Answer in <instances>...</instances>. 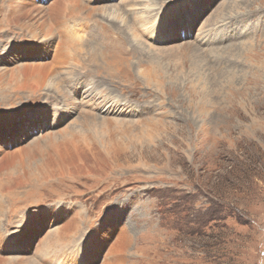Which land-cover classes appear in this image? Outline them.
Masks as SVG:
<instances>
[{
    "label": "rangeland",
    "instance_id": "rangeland-1",
    "mask_svg": "<svg viewBox=\"0 0 264 264\" xmlns=\"http://www.w3.org/2000/svg\"><path fill=\"white\" fill-rule=\"evenodd\" d=\"M0 181V264H264V0H0Z\"/></svg>",
    "mask_w": 264,
    "mask_h": 264
},
{
    "label": "bare ground",
    "instance_id": "bare-ground-1",
    "mask_svg": "<svg viewBox=\"0 0 264 264\" xmlns=\"http://www.w3.org/2000/svg\"><path fill=\"white\" fill-rule=\"evenodd\" d=\"M21 23V22H20ZM26 23V22H25ZM28 25V24H27ZM24 26V24L22 25ZM26 26V25H25ZM28 30L29 33H34L32 38L34 39L33 41H36L38 39V35L42 38H45V40L51 41V46L53 49V64L59 65L62 63L61 58H60V53H61V45L57 41L59 35L56 32H53L52 28L50 25H46L45 21H42L40 23V32L36 34L37 28L39 29L38 26H32L28 25ZM57 35V36H55ZM55 40L57 42H55ZM32 41L33 44H36ZM19 71L22 74L23 78H19L18 83H23L25 82L24 80H30L31 83H35L36 87L42 86L45 83H48L49 77L53 74V69L52 65H40V66H30V67H23L20 68ZM65 73H68V70H64ZM63 73V72H61ZM64 74V73H63ZM57 76H59V73H56ZM19 77V76H18ZM23 81V82H22ZM61 81V80H60ZM57 83L59 84V80L57 79L56 85L53 87V91L59 90V87L57 86ZM23 86V84H21ZM86 119V118H85ZM48 134H44L40 136L39 138L34 139L33 141V146L32 149H27L23 153L16 154L11 158L10 166L14 165V163L17 164H23L25 161H29L34 159L36 156H40V161L37 163L36 167L39 170L38 174L42 175V177H56L55 175H60L61 177H67L72 178L73 177V172H74V163L72 161L73 158H77V150L79 148V142L80 139L77 137H73L72 139H64V143L59 144V145H54V144H49L48 145V150L46 152H42V150L39 148V143L41 141H45L47 138L51 139L48 137ZM38 137V136H36ZM46 137V138H45ZM90 150L88 144H82L81 150ZM36 154V155H35ZM45 158H44V157ZM24 168V167H23ZM21 168L23 171L24 169ZM88 175L89 174V170ZM13 172L16 173V177L12 178L11 181H7L9 184V187H13L14 184H20L21 183V177L22 174L20 172V169H16ZM19 173V174H18ZM12 174V173H10ZM1 182V181H0ZM6 182V181H5ZM5 184V183H4ZM30 190V189H29ZM25 191V190H24ZM28 193L25 192L23 193V196H25ZM15 195V193H14ZM14 198V197H13ZM15 199H18V196L15 197ZM53 206V210L50 213L52 217L55 216V213L59 209V202H56ZM1 208H4L3 204H0ZM1 218H0V224H1ZM1 239V238H0ZM106 264H110V262H107Z\"/></svg>",
    "mask_w": 264,
    "mask_h": 264
}]
</instances>
